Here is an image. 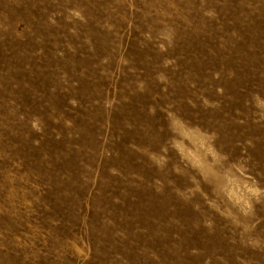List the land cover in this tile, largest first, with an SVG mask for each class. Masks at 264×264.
<instances>
[{"label":"rangeland","instance_id":"374dc122","mask_svg":"<svg viewBox=\"0 0 264 264\" xmlns=\"http://www.w3.org/2000/svg\"><path fill=\"white\" fill-rule=\"evenodd\" d=\"M0 264H264V0H0Z\"/></svg>","mask_w":264,"mask_h":264}]
</instances>
